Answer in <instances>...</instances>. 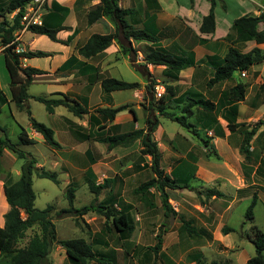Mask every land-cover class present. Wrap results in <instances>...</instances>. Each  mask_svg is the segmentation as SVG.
<instances>
[{
    "label": "crops",
    "instance_id": "0c3cea01",
    "mask_svg": "<svg viewBox=\"0 0 264 264\" xmlns=\"http://www.w3.org/2000/svg\"><path fill=\"white\" fill-rule=\"evenodd\" d=\"M3 1L4 2L0 0V7H5L9 0ZM229 1L230 0L217 1L215 8V30L213 33L207 34L202 33L200 28L202 26L204 17H206L210 12V0H119V7L130 11V14L125 18L128 25L132 29L144 30L151 34L157 39L155 42L135 39L125 40L123 33L121 31L117 32L115 23L109 17H104L91 25L88 24L87 13L90 10L96 8L100 4L101 0L48 1L47 13L48 9H52V5L54 3H57L61 7L67 8L69 10V14L63 24L64 30L59 32L57 36L58 39L62 41V43L52 41L53 45H50L51 50L43 51L50 54L49 57H45V59L49 60L48 67L42 68L34 64V61L37 58L24 59L22 61V66L36 68L42 70L45 73L35 77L31 85L34 83L47 84V86L52 88V90H50V95L52 96L62 98V95H65L72 100L78 101L80 104L82 102L89 104V107H86L89 113L84 115L82 118L72 120L73 122L62 114L58 115V108H56L54 113L51 114L53 116H57L60 121V128H58V130L51 126V129L55 133L56 141L61 145L60 149H62L64 145L70 144L71 148L75 147L73 150L75 156H78L79 158L89 162L90 166L86 169L83 175L85 180L95 181L97 184H101L98 181L101 179V171L99 172L98 170L99 166L108 165L107 160L111 157H115L117 152H119L118 154H120L121 157H126L140 150L139 142H136L129 148L117 147L108 153L106 146L100 143L99 140L107 135L112 134V131L109 130L111 126L119 127L117 130L113 131L116 133H125L144 128V123L143 126H140L139 111L142 107L140 105V101L137 98L143 96L145 93L140 88L146 84H149L150 81H155L156 86H161V91L164 93L166 86H170L172 88L173 97L170 98L171 100L169 101L168 105V112L170 113H174V108H182V101L186 100L187 98L205 99L216 104L219 102L220 98L225 92H227L236 84L242 83L237 82L233 76V78L228 81L220 82L212 87L208 86V82L214 76L216 67L223 63L224 57L229 47H231V43L228 42L226 38L231 32L234 21L247 14V12L244 13L242 9L241 13L239 12L237 14L238 16L230 17L228 5ZM219 12H223L224 15H220ZM8 18L11 19L9 16ZM258 30H264L263 23L258 25ZM115 33H118V37L104 52L89 59L83 58L79 55L78 50L87 43L91 36ZM27 34L31 35L28 36ZM41 40H47L46 36L27 32L22 35L19 46L24 50V52L41 51L34 49L35 43ZM255 47L264 51V44L258 45L255 42H249L246 44L243 52L247 53ZM3 50L4 47L0 42V91L8 101L7 104L0 106V115L4 110H8L11 116L14 118V110H18L16 109L15 105L10 102L12 99L9 87L10 77L8 78L5 74H1L2 60L4 63V65H2L3 70V67L5 66ZM151 50L166 51L178 57H191L194 60V65L182 70L177 78H173L171 71H169L165 66H153L147 65L145 63L144 56ZM68 61H71V63H69L67 68L63 69L64 64ZM122 63L124 64L123 67ZM260 66H264V62L254 65L249 72H245L246 76L244 77L240 73L242 78L253 77L252 82H256L255 84L258 82L260 86L258 91L255 92L250 103H246L248 100V96L246 95L245 101L237 104V123H247L248 125H253L264 118V93H262L260 90L264 80L262 72L257 70V68ZM124 69L133 71L135 78V74L139 72L140 77L136 79V82H128L125 80V78H123ZM114 75H118L119 78H115ZM147 76L149 77L148 80L146 79ZM105 79H117L126 83H137L141 87L135 90H126L132 91V95H127V97L121 95L120 99L118 100L120 101L118 102V105L115 104V95L116 93H123L125 91L105 94L101 87V83ZM260 81L261 83H259ZM250 83L247 85H251ZM248 89L249 87L247 88V91ZM95 96H98L100 99H95ZM30 101L31 100L28 101L29 106ZM93 101H95V103ZM177 101L180 103H176ZM122 105H129L135 111L137 115L136 121L134 120L130 110H124L117 114L114 122L112 123H109V121H103L100 118L101 125L107 124V128L105 130L99 131L97 127L90 122V116L94 115L99 118L98 114H96V109L117 108ZM242 105H244V112H242ZM197 111L205 112L201 108L194 109L195 116L191 118L192 122L196 121L195 117L197 115ZM209 114H214V123L216 124L207 129L209 133H212V137H209L210 139L206 141L210 142V145L214 147V150L221 158L225 156L220 151V145L226 147L229 152H231L233 157L235 152L237 156L242 157L239 152L241 146L240 143H242L243 139L241 131L239 130L240 132L238 141L237 139H233L232 136L235 133H231L228 130L227 122L222 118L221 114L217 115L214 112H210ZM152 115L157 117L159 120V126L154 133V137H156L155 139L158 140L157 135L160 133L163 135L165 132L163 129L160 131L162 128L160 119H167L163 118L158 113H152ZM18 127L20 129L19 134L22 127L28 133L29 138L35 141L34 144L45 142L43 137L32 129L30 123L28 129H25L20 123H18ZM185 136L187 137L182 139L185 143L182 144L181 148L179 147L180 145L175 142V134H167L165 137V141L168 143V146L170 147L171 145L174 148V151L171 152L170 156V168L164 167V150L161 149L160 144L158 143L159 151L161 153V168L171 180H174L175 183H177L180 187H183L176 189L166 188L165 191L168 194L169 200H172L169 190H186V192L189 194L186 197L187 202L183 200V195L182 198H180L182 202H179L177 207H173V211L176 215L177 213L181 212L182 215H180V220L183 223L186 222L190 224V226L194 227V223L197 225L199 224L196 220L200 217H205L207 220L205 222L210 221L212 218H214V221H221L220 224H223V226L218 232L216 231L213 233L212 238H210L212 239L210 240L211 244L209 242L210 251H203V249H200L197 254H193L194 258H191L195 259V256H200L206 260L208 259V262L215 261L217 264L216 260L212 261L207 256H213L215 255L214 253L218 252H215L214 249L211 250V248L213 245L217 244V241L222 240V229L224 227H230L225 221L231 206L234 202H236L235 198L232 200V197H234L232 193H238L241 190H246L248 187H235V178L232 179L231 169L227 165L229 162H227L224 166L219 164L216 165V163L211 162L212 160H210V162L203 161L201 158H199V156L193 154L192 150L195 148L200 149L202 148V145L198 140L193 139L189 132L185 133ZM250 145L251 152L256 150V153H258V149L264 150V126L257 131ZM136 147L137 150L135 149ZM93 151L96 153H93ZM5 152L6 150H4L3 156ZM57 153L58 151H55L54 154L56 155ZM70 155L73 154L70 153ZM59 156L56 155L58 160L63 163L64 160L59 159ZM146 158H148L146 163H128L123 172H114L113 176L107 177L106 174L102 173L105 176V179H114V183L108 191V195L105 199L115 195L117 198L115 207L118 211H133L131 206L132 203H126V201L123 200V193L119 188V186L122 184L121 179H119V175L129 176L133 174L132 176H136V172L141 173L151 170L149 167L143 168L145 164H151L150 157ZM246 165L248 164L244 163V166ZM38 167L41 166L38 165ZM208 190H214L218 193V195L207 196L206 192ZM157 192L160 194L159 191ZM151 193L155 194L154 190H152ZM197 195L200 196V198ZM194 196L198 198V202L194 200ZM0 197L2 199L3 205L2 211H0V227L3 228L5 225L4 215L7 213L9 207L4 195V180L2 178H0ZM252 197L250 198V196H248L243 199L252 200ZM156 198L157 197L155 196V200L153 202L154 208H162V203L160 202V204H158L156 202ZM140 201L147 208L146 204H144V201L141 198ZM190 206L195 209L194 216H187L185 212V210L190 209ZM179 207H181V210ZM171 216L174 215L171 214ZM204 226L207 228L206 223L202 222V225H200L201 229H205ZM194 234L196 237H198L197 233L194 232ZM116 235L118 237V242L120 243L121 249H123L124 245L131 240V238L129 240H121L118 234ZM111 241L112 240L106 239L105 241H102L101 244L97 243V245H94L91 238H89L88 243L92 245L95 251L110 259L112 264H119L117 261L119 260V249L111 248ZM190 245H192V243ZM173 246L180 247L175 251L178 253L184 252L186 250L185 245L183 246L182 244L181 246L180 239H177ZM147 247H154V245H136L133 249V253H127L131 260L134 261L132 264H154L159 256V251L161 255L162 250L166 251L170 249V247H168V249L165 248V244H163V241L161 240L157 257H150L149 262L145 256V251H142V248ZM219 247L224 249L227 248L226 252L218 249L219 251L225 253L230 252V247L228 246L221 245ZM188 251L191 252V250ZM54 253H58L57 255H59V257L62 256L58 259L60 264H65V262H68L66 253L61 247L56 246L50 256H52ZM202 253H204V255ZM193 256L190 255V257ZM172 261L177 262L175 257L172 258ZM0 264H9V260L0 255ZM67 264L70 263L68 262ZM225 264H230V261L226 262Z\"/></svg>",
    "mask_w": 264,
    "mask_h": 264
},
{
    "label": "trees",
    "instance_id": "16d2710c",
    "mask_svg": "<svg viewBox=\"0 0 264 264\" xmlns=\"http://www.w3.org/2000/svg\"><path fill=\"white\" fill-rule=\"evenodd\" d=\"M33 0H9L8 4L0 8V42L4 47L3 54L5 58V67L10 77V92L12 95L11 103H13L18 111H25L30 116V124L32 129L40 134L45 143L54 149H60L61 145L55 139L54 131L35 120L32 117L28 101L33 99L46 108L49 114H53L58 107H64L77 118H82L88 114L86 107L78 101L72 100L67 96L62 98H46L42 96H31L29 87L33 79L37 76L45 74L42 70L23 67L24 59L45 58L50 54L43 51H27L16 53L17 44H11L14 39V33L20 28V19L23 16L24 9ZM218 0H210L211 7L209 14L204 17L200 28L202 33H213L215 30V8ZM119 0H101L100 4L87 13L88 24L98 22L104 17H109L116 25L117 32L121 31L125 40L135 39L144 41H153L157 39L144 30L132 29L125 18L130 14L127 9H122L118 5ZM19 11L12 19L8 16ZM69 14L67 8H63L57 3L52 5V9H48V13L44 16L43 25L40 27H31L29 32L37 35L48 37L53 42L62 43L58 39V34L64 30V21ZM264 24V12L260 16L244 15L236 19L232 25L231 32L226 40L231 43L223 63L216 67L213 78L208 82V86L212 87L220 82L228 81L233 78L234 74L239 72H249L254 65L264 62V51L260 48H253L247 53L243 52L246 44L255 42L258 45L264 44V30H258V25ZM118 37V33L108 35H93L87 43L82 46L78 53L83 58L89 59L107 50ZM145 63L153 66H165L173 78H177L182 70H185L194 65V60L191 57H178L166 51L151 50L144 56ZM71 61L64 64L63 69L69 66ZM102 90L105 94H110L118 91L135 90L141 86L137 83H126L117 79H105L101 83ZM155 81L145 87L144 100L147 102L149 110L153 113H158L163 118L172 122H177L183 128H190L193 125L188 121L195 116L194 109L201 108L205 112H214L217 115L221 114L222 118L227 122V128L231 133L241 131L243 137L239 149L240 155L243 157L245 164H251L253 161L251 141L254 139L257 131L264 126V119L253 125L245 123H237L238 103L245 101L247 95V84L238 83L220 98L218 103H212L205 99H190L183 100L182 112H168V105L172 95V88L165 87V93L155 99L154 89ZM260 90L264 93V84ZM151 94V96H150ZM8 101L0 91V106L7 104ZM176 103H180L177 101ZM225 109V111H224ZM124 110H130L134 120H137L135 111L129 105H122L117 108H98L96 109L97 116H90V122L93 123L99 131L105 130L106 125H101L103 121L114 122L117 114ZM223 111V112H222ZM222 112V113H221ZM101 118V119H100ZM159 126V120L155 116L148 117L145 121L144 128L125 132L116 133L118 126L109 128L112 134L107 135L99 140L100 143L106 146L107 152H111L117 147L129 148L136 142H139V153L143 157H150L151 164L144 165L143 168H150L153 177L142 183L134 194L139 196L146 204L147 208L153 209V199L155 194L151 193L152 189L160 192L162 208L164 209L165 217L170 214L175 215L169 197L165 189H176L180 187L174 180H171L161 168L160 160L161 153L158 143L154 139V133ZM19 144L28 146L35 143L30 139L28 133L21 127L19 134ZM206 148H208L211 157L220 160L221 158L210 145L209 141L204 140ZM210 146V147H209ZM4 150H9L18 159L24 161L21 167V174L18 180L12 178L4 180V195L8 203V211L4 215L5 225L0 227V255L9 260V264H50V255L53 248L61 247L67 256V261L70 264H112L111 260L106 256L95 251L91 244L84 239L58 240L56 227L52 221V212L54 207L48 206L45 210H40L35 207L36 195L33 190L32 177L36 175L39 178L48 179L59 184L57 174L37 167V160L28 152L23 151L13 143L7 134V128L0 125V177L2 171V156ZM114 179H105L102 184H97L95 181H88L90 191L95 195V200L88 206L81 209L74 207L75 189L69 187L66 191V198L69 207L58 212V216L80 217L86 216L89 212H95L105 218L104 229L107 234L112 232L118 234L121 240H129L135 231V223L129 210L118 211L116 209L117 198L111 196L101 203L97 204L98 196L101 191L111 188ZM206 195H218L214 190H208ZM258 202V196L255 194L252 197L251 203L246 211L245 218L254 221V209ZM188 224V223H186ZM189 225V224H188ZM35 230V231H34ZM253 236L250 238L255 247V256L247 261V264H264V231L253 225ZM32 232L30 234L29 232ZM236 232L235 229L224 227L222 233L228 235ZM158 244L154 247L142 248L145 251V256L150 262V257H157L161 245V237L157 236ZM24 242L22 245L21 242Z\"/></svg>",
    "mask_w": 264,
    "mask_h": 264
},
{
    "label": "rangeland",
    "instance_id": "374dc122",
    "mask_svg": "<svg viewBox=\"0 0 264 264\" xmlns=\"http://www.w3.org/2000/svg\"><path fill=\"white\" fill-rule=\"evenodd\" d=\"M6 1V0H5ZM2 2H4L2 0ZM227 2V1H226ZM229 16L235 17L238 16L237 14L241 10L244 13L247 12L246 15H255L260 16L262 12H264V0H230L229 1ZM6 6V5H5ZM1 6L0 8H2ZM4 8V7H3ZM219 11V9H218ZM250 11V12H249ZM220 15H224L223 12H219ZM30 36L31 34H27ZM26 35V36H27ZM25 36V37H26ZM47 40H41L35 43L34 49H38L41 51H49L51 50V46L53 42L46 37ZM26 40V39H25ZM34 64L45 68L49 66V60L45 58H37L34 61ZM2 65H4L2 60ZM1 65V74H5L6 77L9 78L7 70L5 66L2 69ZM122 63V67H123ZM258 71L262 72L263 80H264V66H260L257 68ZM5 71V72H4ZM123 78H125L128 82H136V79L140 77V73L137 72L136 78L134 77L133 71H128L126 69L123 70ZM248 76V75H247ZM115 78H119L118 75H114ZM146 79L148 80L149 77L147 76ZM234 79L237 82H242L244 84H249L252 82L253 77L242 78L240 73L237 72L234 74ZM256 82L250 83L249 89L247 91L248 100L246 103H250L253 99L255 92L258 91L260 84H255ZM261 83V81L259 82ZM264 84V83H263ZM145 86L141 87L140 89L145 92ZM161 88V86H156ZM156 87L154 89V97L155 99H159L156 94ZM50 88L47 84H40L34 83L30 85L29 93L33 96H42L46 98H57L55 96L50 95ZM116 93V92H115ZM124 95H132V91H125L123 93H116L115 95V104H118V101ZM151 96V94H150ZM145 93L143 96L138 97L137 99L140 101L141 110L139 111L140 117V126L145 124V120L148 117L153 116L152 111L149 110L147 102L144 100ZM98 96H95V99ZM100 99V98H98ZM107 101V100H105ZM95 103V101H93ZM102 102V101H101ZM84 107H89L88 103H81ZM242 107V112H244V105ZM183 108H174V112L177 114H181ZM30 111L32 117L37 120L38 122L45 124L46 126L54 127L58 130L59 127V118L57 116H53L46 111V108L43 104L31 99L30 101ZM57 114L64 115L68 119L77 120L73 114L69 113L65 108L58 107ZM264 119V118H263ZM69 120V121H70ZM196 120V121H195ZM195 122H192L190 119V123L193 125L190 128H182L177 122H171L170 120L160 119L162 123V128L165 132L163 135L161 133L157 135L158 140L157 143L160 144L163 153V163L164 167H169L171 164V152L174 151V148L165 141V137L167 134L174 135L175 134V142H177L182 147L184 144L185 133L189 132L190 136L193 139L198 140L202 148L200 149H193V154H196L201 158L203 161L212 160L211 162L216 163V165H227L231 169L232 179L235 178V187H248L246 190H241L238 193L234 192L232 195V200L235 201L231 206V209L226 218V224L233 229L236 230L234 233H230L229 235L225 236L221 234L222 240L217 241L215 245L212 246L211 250L218 251L214 253L213 256H207L212 261L216 260L217 264H225L226 262L230 261V264H246L249 258L255 256V247L251 242V237L253 236L254 230L253 225L260 228L264 231V150L258 149V153L252 151L253 153V161L251 164L244 166L243 157L237 156L236 152L234 157L231 155L229 150L220 145V151L225 157H220V160L214 158V155L211 157L207 148H205L204 140L210 139L212 137L209 135L207 131L208 128L214 126L216 123L214 114H209L202 111H197V115L195 117ZM65 121V120H64ZM73 122V121H72ZM18 123H20L25 129H28L30 123V116L27 112L23 111H15L14 110V118L11 116L8 110H4L3 113L0 115V125L5 126L7 128V134L9 139L18 145L20 149L25 152L30 153L38 162V165L44 167L45 170L54 172L57 174L59 184H55L51 180L39 178L36 175L32 177L33 180V190L36 195L35 200V207L40 210H45L48 206L52 205L54 210L52 212V221L56 227V234L58 240H72V239H84L85 241L89 242V238L93 241L94 245L97 243H102L106 239L112 240L111 248L119 249L118 256L119 264H132L134 261L127 255L133 253V249L136 245L142 246H155L158 244L157 236L160 235L163 244H165V248L169 250L161 252L159 251V256L156 259L154 264H216L215 261L208 262V259H204L200 256H195L193 254H197L199 250L203 249L208 250L209 245L211 244L212 234L216 231L218 232L223 224H220L221 221L215 220L214 218L207 221L205 217H200L196 221L199 223L198 225L194 223V227L190 226V224L183 223L180 220L181 212L175 214L174 216L169 215V217H165L164 209L163 208H153L149 209L146 208L143 203L140 201V197L135 195L133 192L136 190L142 183L151 179L153 177V173L151 170H147L141 173L136 172V176H132L133 174L127 176L119 175V179H121L122 184L119 186L123 193V200L126 203H132L133 211L130 212L132 214L134 223H135V231L132 234L131 240L127 242L123 249L120 248V243L118 242V237L116 233L112 232V234H107L104 229L105 218L98 215L95 212H89L86 216L80 217L77 215L72 216H58V212L62 209H66L69 207L67 198H66V191L69 187H73L75 189V201L74 207L77 209H81L84 206L90 205L95 200V195L90 191L88 181L85 180L83 177L86 169L90 166L87 160H83L78 156H75L73 153L74 148H71L70 144L64 145V147L60 150H56L45 142H40L37 144H32L28 146H22L19 144V127ZM247 124V123H245ZM248 125V124H247ZM199 126V127H198ZM76 127V126H75ZM201 127V128H200ZM239 132H235L232 136L233 139H239ZM63 136V134H62ZM242 138V137H241ZM241 144V143H240ZM240 146V145H239ZM137 150V147L135 148ZM58 151L56 155H60L59 159H63L64 162L58 160L56 155L54 154L55 151ZM139 150V148H138ZM176 152V151H175ZM72 153L73 155H70ZM93 153H96L93 151ZM117 152L115 157H111L107 160L108 165H101L98 167L99 172L101 171V179L98 180L101 184L102 181L105 179L103 174H106L107 177L113 176L114 172H123L126 168L128 163H138L144 164L148 158L143 157L140 155L139 151L134 152L126 157H121L120 154ZM219 155V154H218ZM56 159V160H55ZM24 161L18 159L15 154L11 151L6 150L4 156L2 157V171L1 177L3 180L7 178H12L14 181L18 180L21 174V167ZM71 165V166H70ZM103 173V174H102ZM134 173V172H133ZM231 179V178H230ZM231 179V180H232ZM117 186V185H116ZM110 188L104 189L101 191L100 195L98 196V203L104 201V199L108 195V191ZM154 190L156 198V202L160 204L161 196L160 194ZM151 190V191H152ZM184 193V194H183ZM169 194L172 200H169V204L171 205L172 209L177 207L179 202H182L180 198L183 196V200L187 202V196L189 195L186 190H169ZM256 194L258 196V204L254 209V221L247 220L245 218L246 211L251 203V199H243L245 197L250 196V198ZM198 196V195H197ZM236 196V197H235ZM200 198V196H198ZM193 198V196H192ZM155 199H153L154 202ZM194 200L198 202V198L194 196ZM202 200V199H201ZM162 203V202H161ZM174 207V208H173ZM2 199L0 197V211H2ZM181 210V207H179ZM187 216H194L195 209L190 206V209L185 210ZM202 222L206 223L207 228L201 229L200 225ZM35 231V230H34ZM33 231L29 232L32 234ZM197 233L198 237L194 234ZM177 239H180L181 246L185 245L186 250L184 252L178 253L175 252L179 249V246H173ZM25 240L21 242L23 245ZM210 242V244H209ZM192 243V245H190ZM190 245V246H189ZM221 245L228 246L229 253H225L227 248L219 247ZM109 247V246H108ZM55 247L53 248V250ZM223 250L225 252L219 251ZM231 249V250H230ZM188 250H191L189 252ZM234 251V252H233ZM126 252V253H125ZM212 252V251H211ZM58 253H54L50 256V264H60L58 259L61 258ZM204 255V253H202ZM213 254V253H212ZM193 256V257H190ZM176 258L177 262L172 261V258ZM182 260V261H180ZM210 261V260H209ZM68 262H65L67 264Z\"/></svg>",
    "mask_w": 264,
    "mask_h": 264
},
{
    "label": "built area",
    "instance_id": "2783aa9c",
    "mask_svg": "<svg viewBox=\"0 0 264 264\" xmlns=\"http://www.w3.org/2000/svg\"><path fill=\"white\" fill-rule=\"evenodd\" d=\"M49 0H33L25 7L23 16L20 19V28L14 33V39L11 44H17L15 48L16 53H23L24 50L19 46L22 35L29 32L31 27H40L43 25L44 16L47 13V6ZM19 11H15L9 15L12 19ZM246 76V73H241ZM164 92L161 88L156 87V94L160 98ZM212 136V133H209Z\"/></svg>",
    "mask_w": 264,
    "mask_h": 264
},
{
    "label": "water",
    "instance_id": "95a60500",
    "mask_svg": "<svg viewBox=\"0 0 264 264\" xmlns=\"http://www.w3.org/2000/svg\"><path fill=\"white\" fill-rule=\"evenodd\" d=\"M28 103V102H27Z\"/></svg>",
    "mask_w": 264,
    "mask_h": 264
}]
</instances>
